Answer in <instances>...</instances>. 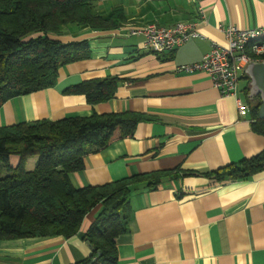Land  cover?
<instances>
[{
    "label": "crops",
    "instance_id": "1",
    "mask_svg": "<svg viewBox=\"0 0 264 264\" xmlns=\"http://www.w3.org/2000/svg\"><path fill=\"white\" fill-rule=\"evenodd\" d=\"M114 9L124 17L114 29L67 24L52 36L63 43L88 40L90 57L61 66L54 86L4 102L0 127L92 114H146L148 120L138 123L131 138L85 156L84 167L69 175L74 187L135 173L210 171L264 148L250 108L240 117L234 99L221 96L206 74L175 72L213 45L225 46L222 28L264 27V0H98L92 12L106 18ZM199 9L205 18L200 37L172 52L147 51L140 36L128 34L132 25L169 27L197 19ZM110 77L120 83L105 102L91 105L83 95L64 93L81 81ZM246 86L239 82L241 96ZM127 213L126 231L116 238L118 264H264V168L246 180L219 184L201 176L168 178L153 190L133 192ZM94 216L95 211L88 213L69 238L1 240L0 264L81 260L91 253L83 234Z\"/></svg>",
    "mask_w": 264,
    "mask_h": 264
},
{
    "label": "trees",
    "instance_id": "2",
    "mask_svg": "<svg viewBox=\"0 0 264 264\" xmlns=\"http://www.w3.org/2000/svg\"><path fill=\"white\" fill-rule=\"evenodd\" d=\"M98 0H0V106L8 99L55 85L58 69L89 58L86 39L63 43L52 36L76 24L110 30L124 17L112 10L106 18L92 12ZM120 79L96 78L68 87L64 93L83 95L88 104L105 102ZM254 128L264 136L258 118L261 99H247ZM140 112L92 114L0 127V241L75 235L88 213L95 216L83 238L91 253L71 264H118L116 238L126 231L127 207L133 192L153 190L165 179L204 177L212 183L246 180L264 168V148L238 162L205 172L163 170L135 173L96 186L74 187L70 173L84 167V158L111 143L131 138ZM35 166L25 170L30 157Z\"/></svg>",
    "mask_w": 264,
    "mask_h": 264
},
{
    "label": "built area",
    "instance_id": "3",
    "mask_svg": "<svg viewBox=\"0 0 264 264\" xmlns=\"http://www.w3.org/2000/svg\"><path fill=\"white\" fill-rule=\"evenodd\" d=\"M204 10L198 18L179 21L165 27L153 22L128 27V34L142 38L143 49L155 54L169 53L187 41L200 37L198 27L204 20ZM226 45H213L201 59L175 67L178 73L203 72L221 96L232 97L240 117H246L249 106L240 95L239 80L244 68L251 62L264 63V27L239 28L229 25L222 28ZM246 77V76H245Z\"/></svg>",
    "mask_w": 264,
    "mask_h": 264
},
{
    "label": "water",
    "instance_id": "4",
    "mask_svg": "<svg viewBox=\"0 0 264 264\" xmlns=\"http://www.w3.org/2000/svg\"><path fill=\"white\" fill-rule=\"evenodd\" d=\"M244 74L249 80L247 99L252 101L256 96L261 99L262 104L259 107L258 118L264 119V63L255 61L249 63L244 68Z\"/></svg>",
    "mask_w": 264,
    "mask_h": 264
},
{
    "label": "rangeland",
    "instance_id": "5",
    "mask_svg": "<svg viewBox=\"0 0 264 264\" xmlns=\"http://www.w3.org/2000/svg\"><path fill=\"white\" fill-rule=\"evenodd\" d=\"M244 79H245V78H244ZM244 79L241 78V79L239 80V82H240V86H241V87H243V86H245V85L248 84V81H247V80H244ZM242 98L245 100L243 94H242ZM38 159H39V158H38L37 156L28 158V159L26 160L25 165H24V169H25V170H31V169H33V167L35 166V164H36V162H37Z\"/></svg>",
    "mask_w": 264,
    "mask_h": 264
}]
</instances>
